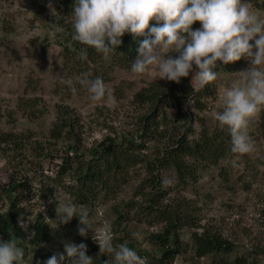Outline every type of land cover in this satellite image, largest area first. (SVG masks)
<instances>
[{"label":"rangeland","instance_id":"rangeland-1","mask_svg":"<svg viewBox=\"0 0 264 264\" xmlns=\"http://www.w3.org/2000/svg\"><path fill=\"white\" fill-rule=\"evenodd\" d=\"M61 1L51 0L50 9L49 0H0V210L8 208L17 194L20 224L26 225V228L21 227L29 239L37 214L41 213L53 228L60 229L63 223L57 219V204H73L77 213L87 211L93 229L110 224L114 244L131 242L137 253L154 250L149 238L153 232H161L164 224L154 221V215L145 209L154 190L146 180L153 177L146 163L130 168L128 182L121 184L116 195L84 204L53 181L61 163L60 156L65 154V140L47 148L54 154L48 158L43 157L37 147L48 138L59 105L76 109L80 116L81 149L90 148L109 136L137 135L139 117L148 112L149 107L137 102L135 94L151 83L161 89L177 83L159 78L155 65L149 66L145 74H134L127 67H104L105 60L101 63L90 60L85 64L79 56L67 59L57 29L49 22L59 18ZM246 2L252 14L264 18V0ZM249 66V60L242 57L237 71L220 73L214 94L203 98L205 109L200 110L190 99H185L183 109L194 116L197 134L219 126L213 114L222 110V92L233 83H239L237 73ZM84 76L105 78L103 81L111 89L113 100L106 97L92 101L84 86L75 83V91H72L61 82L62 77L76 81ZM251 125L250 135L255 140L256 150L250 155L229 154L218 164L202 169L196 181L186 184L179 181L172 167L157 169L154 173L159 174L166 192L160 205L169 204L196 214L197 230L220 233L235 243L237 249L232 257L245 255L249 262L264 264V252L260 251L264 250V109ZM1 136L8 141H2ZM164 143L165 140L147 141L150 147L144 150L155 156ZM10 191L13 196L8 195ZM120 209L126 214L125 221H117ZM67 224L78 226L79 217L74 216ZM193 230L180 229L184 244L191 241ZM132 232H140L143 239H133ZM92 234L91 230L86 237L79 235L78 230L68 236L55 232L51 241L42 247L43 260L64 252L65 242H83L87 245V254L97 256L99 246ZM26 250L28 260L24 264L39 259L31 247ZM110 257V264H114ZM64 264H68L67 257ZM173 264L218 263L210 256L197 258L189 250L178 255Z\"/></svg>","mask_w":264,"mask_h":264},{"label":"trees","instance_id":"trees-1","mask_svg":"<svg viewBox=\"0 0 264 264\" xmlns=\"http://www.w3.org/2000/svg\"><path fill=\"white\" fill-rule=\"evenodd\" d=\"M72 3L73 0H62L59 18L49 21L53 27L59 29L56 30L57 36L63 42L65 57L72 59L79 56L85 64L90 60L103 62L105 59L102 54L74 39L71 27ZM198 27H200L199 22H195L193 28ZM121 39L122 44L104 61V67L131 68L137 55L135 49L138 47V39L142 40L143 37L136 40L131 34L126 33ZM240 61L241 59L227 65L218 62L217 68L214 69L217 71V79L220 73L237 71L240 68ZM77 65L83 66L79 63ZM216 80L199 92L192 90L191 75L182 78L180 83L171 85L169 88L161 89L155 83L143 87L135 94V99L139 103L147 104L149 110L139 117L136 125L139 133L134 136L121 134L118 138L109 136L87 149H81L79 145L81 121L76 109L59 105L57 119L49 130L48 138L40 147H37L43 153V157L48 158L54 154L47 148L49 149L56 141L65 140V154L60 156L61 163L53 181L60 183L74 200L84 204L94 203L101 197L116 195L121 184L128 182L130 168L142 162L147 164L153 177L146 180L154 190L148 198L149 202L145 209L147 213L154 215L152 216L154 221L164 224L161 232H153L149 238L155 249L138 251L141 257L150 259L147 264H173L178 255L189 250L197 258L210 256L218 264H254L249 262L245 255L232 257L237 249L236 245L222 234L208 229L197 230V222L194 219L196 214L189 213L181 207L159 204L166 192L161 186L159 174L154 173L155 170L172 167L179 181L186 184L190 180L196 181L200 171L205 167L216 165L229 154H233L230 136L226 129L218 126L212 131L205 130L197 134L194 116L183 109L187 98L198 109H205L206 103L203 98L214 94ZM251 128L252 125H250ZM1 139L8 141L2 136ZM163 140L165 143L159 149L157 148L155 156L144 150L150 147L146 144L147 141L156 143ZM8 193V195H14L11 191ZM17 199L16 194L8 208L0 210V240L14 239L17 246L24 249L23 264L28 260L26 249L29 247L37 253L39 258L32 264H37V261L43 264L42 247L51 241L53 234L59 232L62 236H68L73 231H77L78 226L62 224V230L56 229L47 222L44 215L39 213L33 223V233L27 239L20 224L21 209ZM117 212V221H125L126 219H123L125 212L123 210H117ZM183 227L194 229L191 241L185 244L179 234ZM130 243L128 246L132 248ZM260 251L264 252V250ZM107 259L109 260L108 257L98 254L93 256V264H104ZM113 263L116 264L115 260Z\"/></svg>","mask_w":264,"mask_h":264},{"label":"clouds","instance_id":"clouds-1","mask_svg":"<svg viewBox=\"0 0 264 264\" xmlns=\"http://www.w3.org/2000/svg\"><path fill=\"white\" fill-rule=\"evenodd\" d=\"M48 7H53L51 0ZM71 13L74 39L94 48L105 60L126 33L136 40L143 37L138 39L132 73L145 74L155 65L159 78L176 83L192 74L195 92L217 79L218 62L227 65L246 57L250 66L237 73L239 83L223 90L222 110L213 115L220 128L227 130L234 154L250 155L256 150L250 125L264 109V18L252 14L246 0H73ZM195 22L200 27L194 29ZM61 82L72 91L75 83L84 86L92 101L113 100L101 77L76 81L62 77ZM56 213L63 224L78 216L79 235L86 237L91 230L99 256L110 255L116 264H147L127 243L114 244L110 224L93 229L87 211L77 213L73 204H57ZM131 236L143 239L140 232ZM24 255L14 239L0 240V264H23ZM66 257L68 264H93L83 242H65L64 252L54 253L43 264H64ZM104 264H110L109 260Z\"/></svg>","mask_w":264,"mask_h":264}]
</instances>
